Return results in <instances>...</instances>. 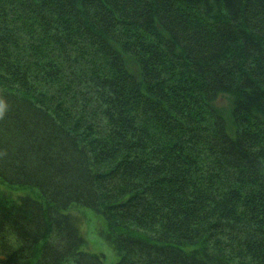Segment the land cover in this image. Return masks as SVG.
Listing matches in <instances>:
<instances>
[{
  "label": "trees",
  "instance_id": "obj_1",
  "mask_svg": "<svg viewBox=\"0 0 264 264\" xmlns=\"http://www.w3.org/2000/svg\"><path fill=\"white\" fill-rule=\"evenodd\" d=\"M2 186L0 264H264V0H0Z\"/></svg>",
  "mask_w": 264,
  "mask_h": 264
},
{
  "label": "rangeland",
  "instance_id": "obj_2",
  "mask_svg": "<svg viewBox=\"0 0 264 264\" xmlns=\"http://www.w3.org/2000/svg\"><path fill=\"white\" fill-rule=\"evenodd\" d=\"M0 190L13 199L24 196L38 198L36 190L31 188L2 186ZM69 214L75 215L78 220L79 231L85 240L84 249L89 252L101 254L103 256L102 264H114L116 261L115 253L112 247L101 236L106 228L103 220L91 211L82 208L73 209L69 211ZM48 240L53 241L54 239L49 237ZM65 264H72V260H67Z\"/></svg>",
  "mask_w": 264,
  "mask_h": 264
}]
</instances>
